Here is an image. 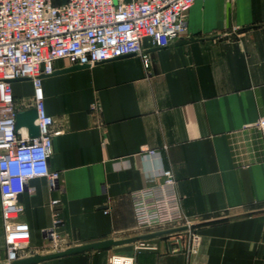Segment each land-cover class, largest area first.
<instances>
[{"label": "crops", "instance_id": "0c3cea01", "mask_svg": "<svg viewBox=\"0 0 264 264\" xmlns=\"http://www.w3.org/2000/svg\"><path fill=\"white\" fill-rule=\"evenodd\" d=\"M185 24L186 36L166 47L143 40L148 68L134 54L75 70L59 60L43 77L54 120L49 167L60 177L55 190L30 180L18 198L25 257L172 230L138 229L132 199L170 170L199 236L195 253L172 251L174 232L38 264H108L113 255L134 264H264V0H197ZM11 87L25 111L31 81ZM55 213L60 247L50 250ZM6 247L0 206V262Z\"/></svg>", "mask_w": 264, "mask_h": 264}, {"label": "built area", "instance_id": "2783aa9c", "mask_svg": "<svg viewBox=\"0 0 264 264\" xmlns=\"http://www.w3.org/2000/svg\"><path fill=\"white\" fill-rule=\"evenodd\" d=\"M197 0H0V206L7 239L6 263L24 258L19 244L25 234L19 230L23 206L18 196L30 180L45 178L50 189L58 186L59 173L49 167L54 120L47 111L42 80L54 72L55 62L70 66H93L126 55H139L145 68L148 55L142 42L163 48L186 36L185 17ZM30 80L33 93L24 104L34 108L39 135L30 138L26 129H16L21 112L11 83ZM257 126L264 129V117ZM151 155L153 151L149 152ZM150 188L132 194L136 227L185 230L175 232L177 246L195 253L199 236L182 215L176 181L170 170ZM57 205L58 200H53ZM55 213L52 227L45 233L52 249L60 247ZM139 247L147 248L141 241ZM108 264H134L133 256L113 255Z\"/></svg>", "mask_w": 264, "mask_h": 264}, {"label": "water", "instance_id": "95a60500", "mask_svg": "<svg viewBox=\"0 0 264 264\" xmlns=\"http://www.w3.org/2000/svg\"><path fill=\"white\" fill-rule=\"evenodd\" d=\"M192 39L193 38H191V37L183 38L182 41L188 42V41H191ZM84 67H87V66H72L68 69L75 70V69H80V68H84ZM65 71H67V70H65ZM57 73H59V72H57ZM36 121H37L36 110L34 108H30L28 110L21 111V112L17 113L16 121H15V128L17 130L18 129H26L28 136L30 138H34V137H37L39 135L38 126H37ZM18 198H20V195L18 196ZM185 229H186L185 227H182V228L172 229V230L163 231V232H159V233H155V234H149V235H144V236H139V237H134V238L123 239V240L108 239V240H104V241H100V242H93V243L83 244L80 246L70 247V248H67L63 251H58V252H54V253H50V254H45V255L35 254L32 256H28V257H24V258L15 260L9 264H38L42 261H47V260H51V259H55V258H59V257H64V256H68V255L82 253V252L89 251V250H96V251L97 250H104V249H108V248H111L114 246H120L123 244L132 243L136 240L148 239L151 237H155V236H159V235H163V234H168V233H174V232L182 231ZM0 264H7V263L6 262H0Z\"/></svg>", "mask_w": 264, "mask_h": 264}, {"label": "rangeland", "instance_id": "374dc122", "mask_svg": "<svg viewBox=\"0 0 264 264\" xmlns=\"http://www.w3.org/2000/svg\"><path fill=\"white\" fill-rule=\"evenodd\" d=\"M32 93H33V88H32ZM52 249V247H50V250ZM52 250H54V249H52Z\"/></svg>", "mask_w": 264, "mask_h": 264}]
</instances>
